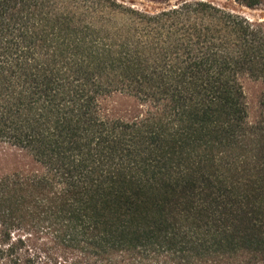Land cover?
Listing matches in <instances>:
<instances>
[{
    "label": "trees",
    "instance_id": "16d2710c",
    "mask_svg": "<svg viewBox=\"0 0 264 264\" xmlns=\"http://www.w3.org/2000/svg\"><path fill=\"white\" fill-rule=\"evenodd\" d=\"M145 1L0 0V264H264V17Z\"/></svg>",
    "mask_w": 264,
    "mask_h": 264
},
{
    "label": "rangeland",
    "instance_id": "374dc122",
    "mask_svg": "<svg viewBox=\"0 0 264 264\" xmlns=\"http://www.w3.org/2000/svg\"><path fill=\"white\" fill-rule=\"evenodd\" d=\"M128 1H131V3L137 5L138 7H147L149 9L155 8V7L156 8L163 7L161 5L149 4L145 0H128ZM186 1H198V0H168V2L166 4H167V6H175L177 4H180V3L186 2ZM200 1L210 2L214 5L219 6V7L226 8V9H229V10H232L235 12H239V13H241V14L245 15L246 17H249V18H255L256 19V18L264 17V14L261 11H258V10L252 11V10H248L245 8H240L236 4H234L230 1H227V0H200Z\"/></svg>",
    "mask_w": 264,
    "mask_h": 264
}]
</instances>
